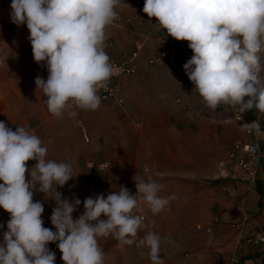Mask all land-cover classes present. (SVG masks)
<instances>
[{
	"label": "crops",
	"instance_id": "obj_1",
	"mask_svg": "<svg viewBox=\"0 0 264 264\" xmlns=\"http://www.w3.org/2000/svg\"><path fill=\"white\" fill-rule=\"evenodd\" d=\"M140 1L120 0L115 9L123 2L138 6ZM11 3L0 0V121L34 130L48 150V159L71 164L76 176L57 191L84 193L88 181L96 176L86 162L96 159L110 165L102 194L118 191L123 185L135 195L133 178L144 176L147 166L160 185L158 195L176 198L154 215L137 197L134 211L147 226L138 232V239L149 229L158 234L163 264H225V255L237 239L234 224L240 225L244 213L264 224V156L257 185L249 189L238 179L240 169L227 154L228 143L250 138L240 126L245 122L229 111L210 109L202 97L193 100L184 69L172 62L175 57L162 64H149L148 58L162 51L171 36L160 29L155 17L144 12L142 24H110L105 29V51L111 58L123 59L138 43L143 44L137 72L122 81L124 103L101 99L95 111L74 108L59 118L54 116L35 85L37 76L46 80L49 73L34 61L27 26L17 27L11 22ZM133 12L125 10L126 15ZM184 43L177 41L175 56ZM258 55L264 67V46ZM69 111L77 115L70 116ZM247 112L264 131V113L255 109ZM256 136L264 153V135ZM35 163L27 162L29 168ZM26 179H30L27 173ZM54 195V191L46 197L34 192V202L44 206L42 219L51 217L56 206ZM9 219V213L0 208L1 231L7 230ZM98 245L105 254L104 264H151L147 248L124 245L112 236L98 239ZM240 253V264H264V243L246 244ZM55 264L64 262L57 258Z\"/></svg>",
	"mask_w": 264,
	"mask_h": 264
},
{
	"label": "clouds",
	"instance_id": "obj_2",
	"mask_svg": "<svg viewBox=\"0 0 264 264\" xmlns=\"http://www.w3.org/2000/svg\"><path fill=\"white\" fill-rule=\"evenodd\" d=\"M119 3L12 0L11 22L27 26L34 61L49 73L46 80L37 76L35 85L54 116L74 108H99L98 91L114 72L105 51V29L118 18L114 9ZM142 11L177 41L189 42L193 56L183 68L207 107L238 106L241 112L264 113V67L258 55L264 46V0H145ZM240 126L264 135L258 120ZM42 144L34 130L18 126L13 131L0 121V208L10 216L0 243V264H55L50 243H56L64 264H104L98 238L108 236L127 246L147 248L151 264H163L160 236L149 229L138 239V232L147 226L134 210L138 196L154 215L176 197L158 195L160 185L147 166L144 176L133 178L135 195L121 185L106 198L88 197L83 214L74 219L80 200L62 198L57 188L76 175L71 164L48 159ZM33 160L36 163L29 168L27 162ZM37 191L45 197L55 193L50 217L55 231L43 226V203L33 200Z\"/></svg>",
	"mask_w": 264,
	"mask_h": 264
},
{
	"label": "built area",
	"instance_id": "obj_3",
	"mask_svg": "<svg viewBox=\"0 0 264 264\" xmlns=\"http://www.w3.org/2000/svg\"><path fill=\"white\" fill-rule=\"evenodd\" d=\"M145 0H141L138 6L132 5L130 2H123L121 8L114 9L118 18L115 19L112 25H127L133 26L134 23L142 24L143 22V7ZM125 10L134 11L131 15H126ZM160 29L161 26L159 25ZM143 48L142 43H138L133 51L126 54L123 59L111 58L110 62L113 65L114 72L108 81L105 82L104 86L98 91V95L102 100L114 101L122 105L124 103V98L122 96V81L125 77L134 75L137 72V63L140 57L141 50ZM177 48V40L170 37L167 40V46L157 54H154L148 58V62L151 65L162 64L166 60L175 57ZM219 109L224 111H229L232 116L242 122L251 123V119L248 112H241L240 108L237 106L235 108H230L226 106H219ZM84 132V137L89 141V136L86 129L82 125V121L79 120ZM11 130L15 131L18 126L7 125ZM25 128V127H24ZM28 129V128H25ZM29 130V129H28ZM250 135L248 139H236L227 144V154L230 161H233L240 169L238 179L247 184L249 189H254L257 185V172L261 164L262 158L264 156L263 150L261 148L260 142L256 133L247 131ZM89 169L94 170L96 176L91 178L86 187L84 193L78 191L64 192L60 189L63 198H67L70 201L79 199L80 205L77 206L74 212V219L78 218L84 212L83 201L88 197H95L96 195L102 194L103 186L107 183V176L109 171V163L107 161H98L96 159H90L86 162ZM118 179V176L116 175ZM2 183V181H0ZM107 194L105 195L106 198ZM245 206V203H244ZM243 221L240 225L234 224L237 230V239L235 247L230 250L225 255V264H240L241 253L240 249L248 245H259L264 243V224L260 221H253L252 217L245 212ZM44 227L51 228L55 231L53 225L51 224L50 217L43 218ZM252 228H250V226ZM212 227L208 226L207 230L211 231ZM108 237H99L98 239H107ZM3 242V231L0 230V243ZM48 247L55 252L56 259L61 258L62 253L57 248L56 243H50Z\"/></svg>",
	"mask_w": 264,
	"mask_h": 264
},
{
	"label": "rangeland",
	"instance_id": "obj_4",
	"mask_svg": "<svg viewBox=\"0 0 264 264\" xmlns=\"http://www.w3.org/2000/svg\"><path fill=\"white\" fill-rule=\"evenodd\" d=\"M189 42L185 41V43L183 44V47L179 48V54H177L175 56V59L172 60V62L175 64L174 66L176 67H182L183 65L193 56V52L192 50L188 47ZM184 69V68H183ZM186 74V73H185ZM186 82L191 85L192 87V96H193V100L197 101L196 99H201V97H199L200 95L198 94V92L195 90V86L194 84L188 79V76L186 75ZM199 95V96H198ZM205 102V101H204ZM206 103V102H205ZM216 112L219 113H224L225 111L222 109L217 108L216 110H214Z\"/></svg>",
	"mask_w": 264,
	"mask_h": 264
}]
</instances>
